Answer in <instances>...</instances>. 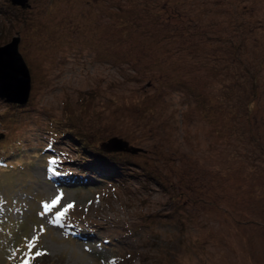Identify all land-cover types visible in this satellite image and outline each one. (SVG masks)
Wrapping results in <instances>:
<instances>
[{
  "label": "rangeland",
  "instance_id": "obj_1",
  "mask_svg": "<svg viewBox=\"0 0 264 264\" xmlns=\"http://www.w3.org/2000/svg\"><path fill=\"white\" fill-rule=\"evenodd\" d=\"M17 1L0 50L17 42L29 94L0 95V264L37 237L31 264H264V0ZM72 135L145 153L102 165Z\"/></svg>",
  "mask_w": 264,
  "mask_h": 264
},
{
  "label": "water",
  "instance_id": "obj_2",
  "mask_svg": "<svg viewBox=\"0 0 264 264\" xmlns=\"http://www.w3.org/2000/svg\"><path fill=\"white\" fill-rule=\"evenodd\" d=\"M24 0L17 1L23 2ZM0 95L10 103L24 104L27 101L29 91V75L17 54V42H12L0 50ZM104 152H128L137 154L143 150L131 146L122 138L112 137L101 146Z\"/></svg>",
  "mask_w": 264,
  "mask_h": 264
},
{
  "label": "snow or ice",
  "instance_id": "obj_3",
  "mask_svg": "<svg viewBox=\"0 0 264 264\" xmlns=\"http://www.w3.org/2000/svg\"><path fill=\"white\" fill-rule=\"evenodd\" d=\"M56 161L55 160H52L51 163H55ZM62 198V196H57L50 204L49 203H45L43 205L44 207V211L45 213L46 212H49L52 210L53 207H56L60 201V199ZM74 205L72 204H69L67 205L62 211H59L56 213V216H55V219H54V222L59 224L60 221H61V218L68 212L69 209H71ZM38 239L37 238H34L33 240L29 241L27 243V247L29 249V257L26 258L22 264H31V260L34 259L35 257H38L40 255H44L46 253H43V252H35L34 256L31 255V249L35 248L36 246V240Z\"/></svg>",
  "mask_w": 264,
  "mask_h": 264
},
{
  "label": "trees",
  "instance_id": "obj_4",
  "mask_svg": "<svg viewBox=\"0 0 264 264\" xmlns=\"http://www.w3.org/2000/svg\"><path fill=\"white\" fill-rule=\"evenodd\" d=\"M197 96V95H196ZM195 98H197L198 99V97H195ZM70 120V119H69ZM108 125H110V124H108ZM97 126V128H100L101 126L100 125H96ZM101 129V128H100ZM68 135V137L69 138H71V136H69L70 134H67ZM72 136H74V135H72ZM74 137H76V136H74ZM113 137H115V136H113ZM112 138V137H111ZM118 138V137H117ZM76 139L78 140V141H76L77 143H80L81 144V146H80V148H82L83 150H84V154H83V156L84 155H89V153L90 152H92L93 150H95L96 149V147H99V145H100V143H101V141L100 142H95V148H89L88 146H86V145H84V142L83 141H79V139H78V137H76ZM110 139V138H109ZM104 140H106L105 138H104ZM127 141V140H126ZM103 142V141H102ZM127 142H129V141H127ZM130 144V143H129ZM98 145V146H97ZM137 148H139V149H141V150H143V152L142 153H145V150L142 148V147H139V146H137ZM99 149V148H98ZM100 149H101V145H100ZM96 151V150H95ZM100 151H102V150H100ZM106 153H108V152H106ZM5 154H7V153H4V155ZM93 154V153H92ZM98 154H100L99 156V158H101V157H104V159L102 160V165H111L110 164V162H116V161H114L115 159H117L118 161H119V158H118V152H109L108 154L109 155H107V156H103L102 154H103V152H98ZM137 154H140V152L139 153H137ZM119 155H122V154H119ZM113 160V161H112ZM83 172L84 171H86V169L84 168H80ZM101 170V169H100ZM91 171H93V170H91ZM99 173H101V172H99Z\"/></svg>",
  "mask_w": 264,
  "mask_h": 264
},
{
  "label": "bare ground",
  "instance_id": "obj_5",
  "mask_svg": "<svg viewBox=\"0 0 264 264\" xmlns=\"http://www.w3.org/2000/svg\"><path fill=\"white\" fill-rule=\"evenodd\" d=\"M3 62V60H2V58H0V63H2ZM70 181V180H69Z\"/></svg>",
  "mask_w": 264,
  "mask_h": 264
}]
</instances>
